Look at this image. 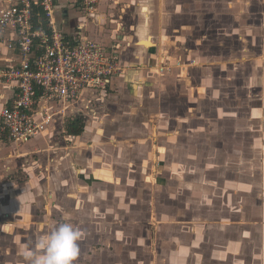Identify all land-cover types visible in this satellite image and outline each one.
<instances>
[{
    "label": "crops",
    "instance_id": "obj_1",
    "mask_svg": "<svg viewBox=\"0 0 264 264\" xmlns=\"http://www.w3.org/2000/svg\"><path fill=\"white\" fill-rule=\"evenodd\" d=\"M261 1L260 8L264 7ZM192 6L185 0H100L96 14L88 16L75 0H58L57 28L73 36L84 26L90 39L118 52L125 72L112 81L108 93L89 95L79 114L55 119L48 134L21 149L8 143L0 129V264H24L21 246L25 233L30 237L28 228L33 227V236L43 238L40 221L49 219L50 213L58 221L82 215L95 218L99 211L104 218L101 214L106 209L95 206L111 202L105 197L110 188L118 209L141 208V199L150 205V199L140 192L142 186L137 187L133 179L144 176L151 157L154 160L162 155L164 172L169 174L166 179L180 172H195L189 170V162L181 164L185 170H180L179 161L172 158L202 159L203 166L196 169V188L179 183L190 186L183 200L186 207L193 200L197 214L168 223L160 237L164 244L154 251L152 245H141L132 228L113 232L100 228L103 220L92 223L104 239L117 244L108 246L107 253H124L130 259L131 254L142 252L149 255L148 264H264V11H260L256 31L251 32L252 21L236 23L229 35L233 37L223 41L226 22L220 10H213L209 26L207 12ZM228 10H232L230 3ZM182 17L191 18V25L175 21ZM189 31L195 38L187 41L196 49H190L186 37L181 36ZM6 35L12 42L16 40L13 31ZM204 43L215 47L212 56L206 55ZM180 54L187 60L197 59V66L185 72L171 69L160 76L157 68ZM209 58L212 63L206 60ZM14 92L0 86V112L11 104ZM210 97L221 100L212 108L214 123L225 121L231 131L185 135L182 129L189 117H197L196 122L204 125L203 108ZM180 108L186 109V119L179 116ZM76 117L83 120V133L69 136L65 122ZM191 141L201 149L193 152L180 145ZM208 174L214 175L212 181ZM157 181L151 189L145 180L143 188L166 189L173 206L176 185L167 189L161 179ZM119 215H125L124 211ZM119 215L115 226L124 225ZM127 216L136 215L131 212ZM132 237L138 238L135 244L139 249L126 255L128 245L124 242L132 245Z\"/></svg>",
    "mask_w": 264,
    "mask_h": 264
},
{
    "label": "built area",
    "instance_id": "obj_2",
    "mask_svg": "<svg viewBox=\"0 0 264 264\" xmlns=\"http://www.w3.org/2000/svg\"><path fill=\"white\" fill-rule=\"evenodd\" d=\"M75 1L88 16L96 14L100 3ZM36 7L41 9L45 24L33 22ZM58 9V0L2 1L0 86L15 92L11 104L0 112V129L16 149L48 134L55 119L79 114L85 98L108 93L112 81L125 72L118 52L90 39L84 26L73 36L62 33L55 23ZM8 31H13L15 41L8 38ZM8 53H13L12 57ZM196 64L193 59L183 62L175 58L157 70L161 76Z\"/></svg>",
    "mask_w": 264,
    "mask_h": 264
},
{
    "label": "rangeland",
    "instance_id": "obj_3",
    "mask_svg": "<svg viewBox=\"0 0 264 264\" xmlns=\"http://www.w3.org/2000/svg\"><path fill=\"white\" fill-rule=\"evenodd\" d=\"M177 1V0H176ZM179 1V0H178ZM192 3V5H194L193 8H196L198 5V10L199 12H207L206 16H208L206 19L208 20L207 22H209V26L212 25V19L213 18V13H214V9H219L220 13L222 15V19L226 22V28L223 30V33H225V38L222 37L223 41L229 40L231 39L233 36H229L231 34V27L236 25V23L239 25H245L247 23H252L254 24L252 31H256V26L259 24V14L260 11H264V7L260 8L261 4V0H185V3ZM203 3V5H201ZM230 3L232 10H228V4ZM236 4L238 6H236ZM244 9V10H243ZM260 9V10H259ZM198 10H195V12H197ZM229 11V12H228ZM175 21L180 22V24L184 25V24H189V26L192 23L191 18H175ZM182 21V22H181ZM187 21V23H185ZM230 28V29H229ZM209 33L213 34V29L209 28ZM181 35V34H180ZM185 36L186 37V42H188L187 40H192L195 38L192 34L191 31L188 32V35L183 33L181 36ZM227 35V36H226ZM172 36V34H171ZM191 37L193 39H191ZM175 39V38H174ZM220 38L217 39V41H219ZM175 41V40H173ZM177 41H181L183 43L182 40H178ZM151 43V41H150ZM188 47L190 49L193 48H197L195 47L194 43H190L188 42ZM205 44V43H204ZM206 48L208 49V54L212 56L213 54L212 51L215 49V47H212L211 44L206 43ZM152 43L150 45V47H152ZM203 46V45H202ZM182 50V48H180V51ZM182 53V51H181ZM176 59H179L183 62H187V58L186 56H184V54H180L179 57H177ZM195 60L194 58H191L190 60ZM207 61L210 60V62L212 63L213 60H211V58L206 59ZM195 61H198L197 59ZM197 66V64L195 65ZM194 67V66H193ZM191 69L188 68V70ZM176 70V69H175ZM178 71H180L181 69H177ZM187 70V69H186ZM185 72V71H183ZM211 80V79H210ZM214 89V88H213ZM212 90V89H211ZM222 90H224V87H222ZM212 94V92L210 93V95ZM206 98V97H205ZM212 97L207 98L206 100V104L205 108L204 105H200V107L203 108V113L205 115V117H203L204 119V125H200V123H197V117L195 118H191L189 117L187 122H186V126L183 127L182 131L184 132L185 135H225L226 133L230 132L229 131V125L227 122L225 121H216L214 123V118L212 119V108L214 106V104L216 102H218L219 100H214V98L212 99ZM221 101V100H220ZM219 101V102H220ZM223 101V99H222ZM184 105V104H183ZM186 105H184L185 107ZM207 107V108H206ZM183 108H180V113L181 115H179L180 117H183L184 119L185 116L183 114V112L186 111V109H184L182 111ZM212 120V121H210ZM200 121V120H199ZM201 127V129H200ZM227 128V130H226ZM189 130V131H188ZM199 130L197 133L196 131ZM226 132V133H225ZM200 133V134H199ZM36 139V138H34ZM40 138H38L37 140H39ZM184 144V149L187 150L188 148L190 150H193V152H197V150L201 149L200 147H198L199 145H196V143L193 141L189 142V143H180ZM187 144V145H186ZM187 146V148L185 147ZM180 154V152H179ZM205 154L206 151H205ZM157 156V155H156ZM180 156V155H179ZM177 157V158H172L173 161H179V169L180 170H185L183 167H181V164H185V162H189V170H194V173H191L190 175H187V171H186V175L185 173H183L184 171H182V173L184 175L181 174V172L179 174H173L172 179H169L166 177L169 176V174H166L164 172L165 170V162H162V160H165V158L163 157V155L161 157L154 158L151 157L149 159V163H148V168L145 170L144 176L141 178V175H137L135 176V178L133 179L135 181L136 186L140 187L142 186V190L140 192H143V197H146V199H150V205H147L146 202L141 199L139 201V204L142 205L143 207H137L135 210L133 209H128V208H120L118 209V204L115 203V197L113 195L114 193V189L109 190V194L106 195L105 197H107L108 200L111 199V202L107 205L104 204H100L99 202L97 203V205L95 207H97V209L101 210V209H106L107 212L101 214L103 216H105L104 218L100 217V211L97 213L99 216H95L94 217H90L86 215H82V216H74V218L72 217L69 220H56V218L54 219V215L52 213L49 214V219L47 218V220L45 222L40 221L41 225V234H43V237L47 234V231H51V229L53 228L54 225H58L59 223H72L75 226H77L78 228H80L81 230L85 231V235L86 237H84L80 242H79V247L80 248V255L76 260V264H110V262H113V264H148L149 262V255H145L141 252V254L134 255L133 258L135 261H133L132 256L130 255V259L127 258L124 253H122V256H119L117 254H108L107 253V249L108 246L113 245L116 246L117 244H115V242L113 240L109 239V242L107 241V239H104V235L101 234L100 230H96L97 227L95 226L96 222L100 223L102 222L101 220H103V222H105L104 225H101L100 228H107L108 230H113V232H116L117 230L119 231H128L129 229H133L134 231H136V234L139 238V240L141 241V245L142 246H150L152 245V251L156 250L157 246H161L164 244V240L160 239L161 236H163L164 233H162V231L164 229H168L169 228V224L170 222H174L176 219H188V217L191 219L193 216H195V214H197V207L195 204H193V200L192 202L189 204L188 207H186V203L184 202L183 198L185 196V194L187 193V188L190 186H183L181 183H190L192 184L190 189H195L196 188V181H197V173H196V169L197 167H202L203 166V162L202 159H196V158H189V159H185L182 157ZM170 160L169 158L167 159V161ZM166 161V160H165ZM183 161V163H182ZM210 163L212 160H209ZM167 165H169L167 163ZM243 167V166H242ZM159 169V170H158ZM188 170V169H186ZM174 171V169H173ZM181 174V175H180ZM186 178V180L184 181V178ZM206 177L210 178L209 180H213L214 175L212 174H208L206 175ZM146 178V179H145ZM126 179V178H125ZM161 179L163 181V185L166 184V188L168 189L171 186L176 185V188L173 189V193L176 196L175 200L173 201V206H171L172 201H170L168 194H165V190H160L161 187H158L157 189L159 191H152V187L154 185H156L155 183L158 182L157 180ZM25 180V177H24ZM147 181L150 183V190H145L143 187V181ZM158 184V183H157ZM186 187V188H184ZM163 188V187H162ZM120 190V189H119ZM112 191V192H111ZM118 191V190H117ZM105 199V200H107ZM143 200V201H142ZM128 205V204H126ZM188 208V209H187ZM48 210V209H47ZM85 210V208H84ZM125 213V215H119L120 212ZM140 212V215H138L137 212ZM131 212L135 213V217L130 218L129 216H127V214H130ZM42 214V213H41ZM119 215V221L121 220V222L124 223L123 226L121 225H117L115 226V222L116 218ZM188 215V216H187ZM152 218V221H151ZM150 219V220H148ZM92 223H94L95 225H93ZM97 223V224H98ZM25 226V224H24ZM98 226V225H97ZM31 227V226H30ZM257 227V226H256ZM29 229V235L31 234L30 237H28V234L25 233L24 235V244L28 243L30 245H35L37 243V240L39 241V239H42V237H36L33 236L32 231H36V228L31 227L28 228ZM27 228L24 230H28ZM99 229V228H98ZM179 229V228H178ZM97 231V232H96ZM132 245H134V247L132 245H129L130 243L128 242H124V246L128 245V251L125 252L126 255L129 254V252H132L136 249H139V245L136 246V242L138 238H134L132 237ZM125 241V240H124ZM36 242V243H35ZM112 243V244H111ZM139 243V242H138ZM109 244V245H108ZM112 247V246H111ZM134 248V249H133ZM150 248V247H149ZM165 249V248H164ZM118 251H122V248L119 249ZM124 251V250H123ZM117 255V256H116ZM164 256H162L160 254L159 258L162 259ZM195 257L198 259L199 255H195ZM116 262V263H115ZM24 264H26V262L24 261ZM164 264V263H163Z\"/></svg>",
    "mask_w": 264,
    "mask_h": 264
},
{
    "label": "clouds",
    "instance_id": "obj_4",
    "mask_svg": "<svg viewBox=\"0 0 264 264\" xmlns=\"http://www.w3.org/2000/svg\"><path fill=\"white\" fill-rule=\"evenodd\" d=\"M82 239L80 228L68 222L59 223L35 245L23 244L22 257L26 264H76Z\"/></svg>",
    "mask_w": 264,
    "mask_h": 264
},
{
    "label": "trees",
    "instance_id": "obj_5",
    "mask_svg": "<svg viewBox=\"0 0 264 264\" xmlns=\"http://www.w3.org/2000/svg\"><path fill=\"white\" fill-rule=\"evenodd\" d=\"M34 23H44L46 20L44 19V15L40 8H37L34 10ZM65 133L69 136L78 137L83 133L84 130V124L83 120L79 117L68 119L65 122Z\"/></svg>",
    "mask_w": 264,
    "mask_h": 264
}]
</instances>
